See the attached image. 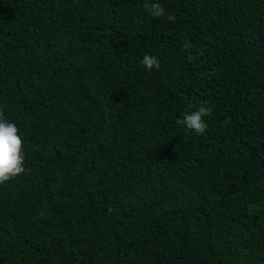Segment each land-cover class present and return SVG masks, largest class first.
Instances as JSON below:
<instances>
[{
    "label": "trees",
    "instance_id": "1",
    "mask_svg": "<svg viewBox=\"0 0 264 264\" xmlns=\"http://www.w3.org/2000/svg\"><path fill=\"white\" fill-rule=\"evenodd\" d=\"M148 2L0 0V264H264V0Z\"/></svg>",
    "mask_w": 264,
    "mask_h": 264
},
{
    "label": "clouds",
    "instance_id": "2",
    "mask_svg": "<svg viewBox=\"0 0 264 264\" xmlns=\"http://www.w3.org/2000/svg\"><path fill=\"white\" fill-rule=\"evenodd\" d=\"M148 14L152 17H166L169 22H175V15L168 13L159 2H148L145 0L143 5ZM142 64L147 70H159L161 67L160 60L152 55L145 54ZM213 109L208 106L207 102L197 110L186 114L183 119H178V125H184L191 132L203 135L207 130L205 117L212 114ZM25 151L23 137L20 129L14 123L9 121L0 108V185L14 180L25 174Z\"/></svg>",
    "mask_w": 264,
    "mask_h": 264
}]
</instances>
